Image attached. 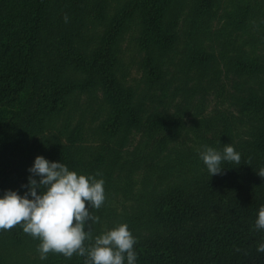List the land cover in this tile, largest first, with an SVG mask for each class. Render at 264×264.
I'll return each instance as SVG.
<instances>
[{
  "label": "trees",
  "instance_id": "1",
  "mask_svg": "<svg viewBox=\"0 0 264 264\" xmlns=\"http://www.w3.org/2000/svg\"><path fill=\"white\" fill-rule=\"evenodd\" d=\"M221 1L0 0V193H23L29 166L42 154L78 173L102 176L106 199L91 209L99 220L87 227L94 238L127 222L137 238V264H264V252L257 251L264 228L255 227L264 205V176L258 174L264 168V86L251 140L234 137L231 110L205 109L219 81L210 60H222L227 76L256 70L205 47V38L226 30L212 32ZM240 5L235 18L226 16L242 30L250 11ZM260 9L251 16L261 19L257 43L264 49ZM182 17L192 28L181 40ZM135 20L143 57L140 77L131 79L122 43ZM244 92L237 106H249ZM180 136H194L199 151L173 178L171 156L183 153L176 148ZM225 143L241 159L222 161V171L211 175L199 152L204 145L222 150ZM142 170L153 186L133 202L138 199L137 213L120 221L115 205L132 206L130 190ZM147 187L144 181L141 190ZM39 242L20 223L0 229V264H24L28 254L39 253ZM47 258L45 264H85L75 253L50 251Z\"/></svg>",
  "mask_w": 264,
  "mask_h": 264
},
{
  "label": "clouds",
  "instance_id": "2",
  "mask_svg": "<svg viewBox=\"0 0 264 264\" xmlns=\"http://www.w3.org/2000/svg\"><path fill=\"white\" fill-rule=\"evenodd\" d=\"M65 20L68 19L65 14ZM211 175L220 173L222 161L239 163L241 153L232 143H225L222 150L208 145L199 152ZM27 183L16 189L0 193V229L20 223L23 231L39 239L37 249L41 259L48 252H60L71 257L74 253L85 256V264H137L134 249L136 237L127 222L96 235L87 225L98 221L92 208H99L105 201V181L91 173L70 169L63 161L50 160L37 155L28 169ZM264 176V168L258 172ZM256 228H264V205L258 209ZM86 240L94 242L86 245ZM264 252V242L257 245Z\"/></svg>",
  "mask_w": 264,
  "mask_h": 264
},
{
  "label": "rangeland",
  "instance_id": "3",
  "mask_svg": "<svg viewBox=\"0 0 264 264\" xmlns=\"http://www.w3.org/2000/svg\"><path fill=\"white\" fill-rule=\"evenodd\" d=\"M239 3H242V5H240ZM237 5L243 6L244 9L250 11L249 16L247 15L248 25L246 26L248 27H246V29H236L233 25L234 23H232L234 21H231L232 19L227 18L226 16L229 15L235 18L234 12L237 10ZM256 6H260L262 8L260 10H264V0H222L217 7L219 9L217 10L218 13L212 19V32L218 31L222 26H224L226 30H223L222 32L219 31L217 32V34L212 35L210 38H205L204 40L205 47H207L210 52L217 53L218 57H222L225 60L226 57L227 59H243L245 60V62H247V64H252L254 65V68H256L254 73L250 72L248 74H244L243 76L245 77L238 78V75L235 76L234 70L232 73L229 72L228 76L225 74L227 66L223 65L222 60L209 61L212 69V75H215L216 72L219 81L218 88L214 90L208 88L210 89L208 92L211 93L210 95H208V102L205 105V109H207L206 112L210 114L215 109L221 111L231 110L237 118L236 126L234 125L233 129L236 135L234 137H239L240 140H251L252 135L258 132V120H260V117L262 115L260 113V103L262 98V87L264 86V49L257 43V37L261 29V19H257L251 16V12H253V14L255 13ZM261 16H264V14L262 13ZM226 22L230 26L226 25ZM136 23L137 21L135 20L132 24L131 32L128 34V37L126 38L124 43H122V49H124L123 56L125 57V59H127L126 63L129 71L131 69V79L139 78L142 70L141 59L143 55H141V53H139L137 50L136 37L138 29L134 28V24L136 25ZM178 25V32L180 35V39L182 40V38L187 37L189 31L192 28V24L190 23V20H185V17H182ZM182 43L183 42H178V50H181L180 47ZM258 66H261L262 68L258 70ZM248 76H252V79H249ZM205 84H203V87H206ZM245 90L249 91V100H251V102L249 106L246 107H242L241 104L237 106L236 97L240 96L243 93L245 94V96H247L248 94L244 92ZM255 91L258 92L256 93ZM252 92L253 95H251ZM254 92L256 93L255 95ZM245 99H248V97H246ZM233 121L234 120L232 119V123H229L231 126H233ZM193 138L194 136L179 137L177 141L178 143H176V148L178 151H181L183 153L181 155L176 153L174 156H171L174 157L172 166L177 167L171 172L173 178L177 177L178 174H181V171H179L181 168L179 167L181 162L185 161L184 164H186L187 166H191V162L188 161V158L193 159L194 157L187 156L193 154V152L199 151V145L196 142V139L194 138L193 140ZM137 140L138 137L134 139V142L136 143ZM180 156L184 157L180 159L178 158ZM164 164L165 161L161 163V166H164ZM147 176L148 172L146 170H142L141 173H139V176L135 178L134 186L130 190V199L127 201V205H132L131 207L124 209L121 204H119L118 206L117 204L115 205L116 209L118 210L116 212V217H118L120 221L124 220L126 215H134L135 213H137L138 208L136 206L138 204V199L134 204L133 202L138 195L142 194L141 192L146 194L153 186L149 178H146ZM155 178L157 179L156 176ZM143 180L148 184V187L141 190L144 183ZM121 200L125 201L126 198L122 197ZM107 229L110 228L108 227ZM36 258H38V261H35ZM46 259L48 261L47 256ZM46 259H41L40 253H32L27 255V257L25 258L26 262L24 264H32L33 262H38L37 264H45ZM53 264L59 263L54 262Z\"/></svg>",
  "mask_w": 264,
  "mask_h": 264
}]
</instances>
